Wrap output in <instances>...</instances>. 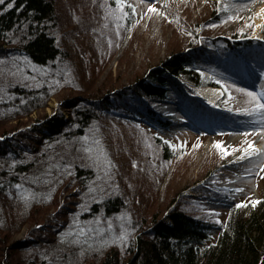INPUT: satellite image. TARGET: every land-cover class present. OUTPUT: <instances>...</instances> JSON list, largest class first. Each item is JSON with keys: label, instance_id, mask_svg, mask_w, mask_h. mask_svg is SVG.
<instances>
[{"label": "rangeland", "instance_id": "374dc122", "mask_svg": "<svg viewBox=\"0 0 264 264\" xmlns=\"http://www.w3.org/2000/svg\"><path fill=\"white\" fill-rule=\"evenodd\" d=\"M56 4L59 23L55 34L61 46L56 59L39 66L20 53L14 56L22 62L11 56L0 57V132L15 125L30 126L55 113L69 117L80 102H102L105 94L132 87L149 69L177 52L193 51L197 69L203 74L201 86L185 75L179 76L190 96L202 87L216 89V102L227 95L226 101L236 108H250V97L239 89L258 93L264 89V44L247 47L249 40L264 42V17L259 11L264 0H126L122 9L117 0H56ZM149 4L157 10H149ZM233 41L241 42L237 52L244 48L256 62H245L242 57L238 60L241 65L236 61L230 68L220 65L229 62L226 58L213 59L219 47ZM201 53L213 65L206 63ZM220 81H224L223 87L213 84ZM16 82L33 89L31 103L13 106L15 95L3 85ZM144 100L159 114L171 118L178 129L170 132L151 127L148 122L141 125L142 119L119 106L118 100L100 103L98 109L105 114L93 119L80 137L84 136L83 142L92 152L77 146L79 150L70 158L68 148L79 142L77 138L60 148L48 144L46 153L39 156L40 170L27 183L4 191L3 199L13 211L7 217L0 216V224L13 231L30 209L48 210L38 217L45 222L51 212L69 205L64 208L66 220L45 247L48 251L39 255L46 258L58 253L73 258L74 264H98L101 253L110 247L124 250L133 239L134 228H143L154 216L165 217L175 208L184 210L212 222L215 238L235 205L241 201L258 203L264 194V154L247 155L243 150L249 144L264 148V131L257 130L264 129V109H225L216 113L212 123L201 127L183 121L186 107L173 95L145 96ZM32 103L36 106L31 108ZM76 124L75 115L72 127ZM158 136L171 141L170 155H165ZM216 141L223 142L229 150L227 155L222 154ZM82 158L99 172L97 185L104 183L114 192L123 193L125 206L119 215L98 219L88 215L90 197L85 196L93 198L94 186L83 187L79 178L71 179L73 170L69 166V161L80 162ZM12 165L0 159V169ZM83 209L85 215L81 214ZM26 235L27 223H23L14 231L13 239ZM77 237L79 243H74Z\"/></svg>", "mask_w": 264, "mask_h": 264}, {"label": "trees", "instance_id": "16d2710c", "mask_svg": "<svg viewBox=\"0 0 264 264\" xmlns=\"http://www.w3.org/2000/svg\"><path fill=\"white\" fill-rule=\"evenodd\" d=\"M56 11V0H14V4L13 0H3V3H0V57H15L14 54L20 53L32 64L39 66L56 59L61 53V46L55 34L59 23L56 21ZM248 42L249 48L262 47L264 44L259 40ZM239 47L241 42H230L222 45V48L219 47L218 52L212 57L215 61H219L221 57L226 58L229 62L220 65L230 68H233L234 62L240 61L239 58L242 57L245 62H256L249 58L250 55L244 48L237 52ZM206 48L207 46L203 47L204 50ZM204 54L201 53L202 59L213 65ZM15 58L22 62V58ZM239 61L237 63L241 65ZM197 64L193 51L174 53L160 65L149 69L145 77L132 87L127 86L105 94L102 102L82 101L79 108L73 109L69 117L64 113H55L30 126L15 125L14 129L1 131L0 159L10 161L13 165L9 169H0V216L7 217L13 211L3 199L4 191L12 185L27 183L31 175L40 170L42 164L39 156L46 153L45 150L50 147L48 144L60 148L70 139L74 138L76 141L77 138L79 142L68 148L70 158L72 152L79 150L78 147L88 149V144L83 142L84 136L80 137L86 134V129L93 119L105 114L98 109L100 103L110 104L118 100L121 104L119 106L129 109L134 116L142 119L141 125L148 122L147 125L151 127L173 132L178 129L175 122L159 114L144 100L145 96L173 95L186 107L181 116L184 122L201 127L212 123L216 113H222L223 110L201 104L185 91L179 79L180 75H185L197 86H201L203 74L197 69ZM213 84L223 87L220 82ZM3 86L8 93L15 95L13 106L31 103L32 88L18 82ZM34 89L37 91L40 88ZM23 98H26L25 101ZM226 98L218 101L219 106L236 108L228 103ZM31 105L32 108L36 103ZM75 115L78 125L72 127ZM158 139L165 146V155H170L172 146L169 140L159 136ZM62 144L65 145L61 146ZM85 159L87 158H82L80 162L69 161V166L73 170L71 179L79 178L83 187H90V184L94 186L93 198L85 196L90 197L88 215L92 219L119 215L125 206L123 193L114 192L109 186L105 188L104 183L97 185L96 177L99 172L85 163ZM104 174L108 175L105 172ZM31 204H34L33 207L36 206L34 201ZM238 205L240 202L232 208L227 221L215 238L212 237V230L215 228L212 222L184 210L175 208L165 217L154 216L143 228L139 226L134 228L133 239L124 250L110 247L101 253L98 264H264V194L254 205L249 202ZM67 207L71 206H64ZM64 208L51 212L45 222H41L38 217L49 212L48 210L45 213L30 209L15 229L19 230L23 223H27V235L22 239L14 240L15 230L11 231L13 228L9 230L4 224H0V264H74L71 262L73 258H65L61 254L57 255L58 253L54 257L46 258L39 255L48 251L45 248L48 246L47 243L54 240L56 230L59 229L61 222L66 220ZM80 211L85 215L84 209Z\"/></svg>", "mask_w": 264, "mask_h": 264}, {"label": "snow or ice", "instance_id": "6c2138e0", "mask_svg": "<svg viewBox=\"0 0 264 264\" xmlns=\"http://www.w3.org/2000/svg\"><path fill=\"white\" fill-rule=\"evenodd\" d=\"M0 3H3V0H0ZM117 3L119 5V7L122 9L124 7V4L126 3V0H117ZM13 4H14V0H13ZM12 6V5H10ZM149 10L151 11H156V7L154 4H149L148 5ZM135 9V5H133V10ZM262 12H264V9H261ZM233 19H235L236 17H232ZM213 79H215V77H212ZM220 83H224V81H220ZM228 86L225 85V88H227ZM233 87H235L233 85ZM241 92H245L247 93L248 97H250V108H235L233 109V111L236 112H247L249 110L251 111H256L257 109H264V89H261V91L258 93L256 91H252L250 89H246V88H241L239 89ZM219 91V90H217ZM229 95H231V92H229ZM213 103H215V101H213ZM225 106H230V105H225ZM258 131H264V129H257ZM169 143H171V141H169ZM216 145L218 147L221 148V152L223 155H227L228 154V149L226 147L223 146V142L222 141H216L215 142ZM173 147H175V145H173ZM234 150V148H233ZM88 152H92L91 148L87 149ZM243 153H246L247 155H253L254 153H260V154H264V148H259L256 147L255 144H249L248 147L244 148ZM243 153L241 155V159L243 158ZM13 163H15V161H13ZM39 182V181H37ZM17 187H19V185H17ZM108 186L105 185V188H107ZM239 191V189H238ZM245 202L241 201L240 205H243ZM238 205V206H240ZM209 211L215 212V209H210ZM94 219H98V218H94ZM75 223H79V221H75ZM109 224H111V222L109 221ZM73 232L76 231L75 228L72 229ZM100 232H103L104 229L101 228L99 230ZM126 235V234H125ZM64 239H69V237H64ZM74 243H79V238L77 237L74 241Z\"/></svg>", "mask_w": 264, "mask_h": 264}, {"label": "bare ground", "instance_id": "6f19581e", "mask_svg": "<svg viewBox=\"0 0 264 264\" xmlns=\"http://www.w3.org/2000/svg\"><path fill=\"white\" fill-rule=\"evenodd\" d=\"M261 9H264V7L259 9L261 18H263L264 12H262ZM193 95L196 98H199L203 102V104L212 105L216 103L215 99L217 98L218 92L216 89L206 90V88L202 87L200 90H197ZM213 101H215V103H213Z\"/></svg>", "mask_w": 264, "mask_h": 264}]
</instances>
